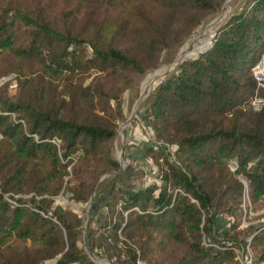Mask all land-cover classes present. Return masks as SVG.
Segmentation results:
<instances>
[{
    "label": "trees",
    "instance_id": "16d2710c",
    "mask_svg": "<svg viewBox=\"0 0 264 264\" xmlns=\"http://www.w3.org/2000/svg\"><path fill=\"white\" fill-rule=\"evenodd\" d=\"M222 2L0 0V264H95L84 245L97 233L119 264H239L232 248L247 238L264 263V222L240 228L238 179L264 205V73L259 84L252 73L264 0H243L147 99L140 147L156 180L130 189L113 175L123 92ZM104 174V214L81 244V216L53 199L84 204Z\"/></svg>",
    "mask_w": 264,
    "mask_h": 264
},
{
    "label": "rangeland",
    "instance_id": "374dc122",
    "mask_svg": "<svg viewBox=\"0 0 264 264\" xmlns=\"http://www.w3.org/2000/svg\"><path fill=\"white\" fill-rule=\"evenodd\" d=\"M224 1L225 0H223L217 12L206 16L203 22L180 45L178 46L176 45V46H173V47H170L164 50L162 52L160 64L158 66L148 70L146 74L137 83L127 88L123 92L121 101H120V107L123 113V120L117 124L115 134L112 139L113 155L115 159L118 160L119 165H120V169L117 171V173L113 175H116L115 181L119 187L135 189V188L143 187L146 184L152 182L153 180H156L155 178L156 166L153 164V161L151 158L142 155L141 149H140L141 152L136 151L134 149H126V150L124 149L122 151L124 145L132 144V143H127V139H126L127 131L129 130V127L131 126L132 129H134V131L138 134L137 139L133 141L138 143L139 145H141V143H143V145L148 144L151 131L148 128H146L144 123L139 119L140 116L143 114L144 108L146 107V104H147L146 102L148 101L147 99L151 96L157 84L160 81L164 80L166 77H168L173 72V70L176 68L177 64L179 63L180 53H181V50H180V53L178 54V57H179L178 58L177 57L178 50L183 44L187 42L189 37L193 36V34L197 32H200L201 30H202L201 33L202 32L205 33L204 35L194 37L187 43L186 45L187 47L185 51L186 58L192 57L196 55L198 52H200L201 50H203L209 40L208 39L209 36L214 30L213 27H216L217 24H219V22L222 20V18H224L231 11L239 9L243 2V0H227L226 4L224 5L223 11H221L220 9L222 5L224 4ZM59 2H62V1H59ZM220 14L221 15L224 14V16L221 17V19H219L217 22H215L212 25H210L211 23L208 24L212 18H214L216 15L218 17ZM162 67L167 68L168 71L166 70L165 72H156L153 75H149L157 68H162ZM147 75L149 79L151 80L147 83V85L143 86L142 85L144 83L143 81H145ZM155 75L156 77H154ZM11 78L12 77H10L9 75V76L3 77L1 80L10 82ZM8 89L11 93L13 92L12 82L10 83ZM141 91L144 93V97H141V99L137 102ZM261 102L263 103L262 100ZM134 122L137 123L136 128H135L136 125ZM137 140H141V141L137 142ZM123 154H126V158H123L124 157ZM69 169H70V165H68L65 169L68 174L64 177V180L68 179L69 177V171H70ZM113 175H110V176H113ZM108 177H109V174H104V178H102L99 182L97 181L95 188L93 190L94 191L93 201L91 205L89 206L87 213L85 212L86 202L89 199L84 204H79V203H75L72 201H68L62 194L57 195L53 199L54 205H60L78 214L79 216H81L82 218V222L80 226L81 244L83 243L85 244V241L87 243V238L89 235L87 232V229L89 227H95V220L98 221V219H100L102 215L104 214V209H103V206H101V204L104 198L106 197L105 188H106V181L108 180ZM238 179L244 184L243 193H242V201H241L240 210H239L242 216L240 228L242 229L248 224L264 222V205L260 204L259 206H255V208L253 209L252 205L247 199L245 182L242 177L241 178L238 177ZM23 197H27V195L25 196L23 195ZM89 215L91 217H89ZM88 220H91V221L87 227L86 225H87ZM248 242H249V238L245 240V243L243 244L239 243L238 245L232 248L234 260L237 261L238 255L242 257L243 253L246 252L248 253V257L250 258V261H253V255H254L253 250L248 245ZM105 248H107L108 250H106ZM241 248L244 249L243 252H241L240 250ZM235 250H237L236 254H235ZM84 251L87 254L88 258L95 264H119V257L117 253L114 251V249H112L109 241L107 240L105 235H103L102 233L95 234V244L93 246V250L89 251V249L87 248V245H84ZM138 262L139 264H148L146 261L141 260V259H136L134 261V264H138ZM53 263H54V260H47L44 264H53ZM261 264H264V263H261Z\"/></svg>",
    "mask_w": 264,
    "mask_h": 264
},
{
    "label": "built area",
    "instance_id": "2783aa9c",
    "mask_svg": "<svg viewBox=\"0 0 264 264\" xmlns=\"http://www.w3.org/2000/svg\"><path fill=\"white\" fill-rule=\"evenodd\" d=\"M209 44H210V40H209ZM261 63H263V64H262L261 67H259V65H260ZM178 64H179V63H178ZM178 64H177V66H178ZM177 66H176V67H177ZM252 73H253L254 79H255L256 82L259 84V83L261 82V80H262V76H263V73H264V56H263V58H261V59L256 63V65L252 68ZM262 104H263V103L261 102L260 99H256V100L254 99V100L252 101V109L255 110V111H258V110L261 109ZM240 250H241V252L244 251L243 248H241ZM236 252H237V250H235V254H236ZM240 254H241V253H240ZM241 255H242V254H241ZM237 259H238L237 261H238L240 264H252V261H250V258L248 257V253H246V252L243 253L242 257H240V255H238V258H237ZM138 264H139V262H138Z\"/></svg>",
    "mask_w": 264,
    "mask_h": 264
},
{
    "label": "bare ground",
    "instance_id": "6f19581e",
    "mask_svg": "<svg viewBox=\"0 0 264 264\" xmlns=\"http://www.w3.org/2000/svg\"><path fill=\"white\" fill-rule=\"evenodd\" d=\"M226 1L227 0H225V2H224V4L222 5V8H221V11H223V8H224V5L226 4ZM224 16V14H220L219 16H218V18L219 19H221V17H223ZM208 27V26H207ZM202 31V30H201ZM201 31L200 32H197V33H195V34H193V36H190L189 37V39L187 40V42L185 43V44H183L181 47H180V49L178 50V53H177V57H178V54L180 53V50H181V53H180V60H179V62L180 61H182V59H183V57H185V51H186V45H187V43L191 40V39H193L194 37H196V36H200V35H204L205 33L204 32H202L201 33ZM206 49V48H205ZM176 57V58H177ZM179 58V57H178ZM173 63V62H172ZM262 64L263 63H261L260 65H259V67H261L262 66ZM170 65V64H169ZM167 70V68H157L155 71H153L152 73H150L149 75H153L154 73H156V72H165ZM168 71V70H167ZM162 74V73H161ZM157 75H159V74H157ZM154 77H156V75L154 76ZM151 79H149V77H148V75L146 76V79H145V81H143L144 83L142 84L143 86H145V85H147V83L150 81ZM144 88V87H143ZM143 90V89H142ZM140 95H141V97H144V93L141 91V93H140Z\"/></svg>",
    "mask_w": 264,
    "mask_h": 264
},
{
    "label": "crops",
    "instance_id": "0c3cea01",
    "mask_svg": "<svg viewBox=\"0 0 264 264\" xmlns=\"http://www.w3.org/2000/svg\"><path fill=\"white\" fill-rule=\"evenodd\" d=\"M135 123V128L137 127V123L136 122H134ZM138 134L134 131V129H132V127L130 126L129 127V130L127 131V134H126V139H127V143H132V144H134V146H136V148H134V147H130L129 149H134V150H136V151H140L141 152V147H140V145L138 144V143H136V142H134L133 140H135V139H137V136ZM139 141H141V140H137V142H139ZM141 145H143V143H141ZM138 149V150H137ZM135 151V152H136Z\"/></svg>",
    "mask_w": 264,
    "mask_h": 264
},
{
    "label": "water",
    "instance_id": "95a60500",
    "mask_svg": "<svg viewBox=\"0 0 264 264\" xmlns=\"http://www.w3.org/2000/svg\"><path fill=\"white\" fill-rule=\"evenodd\" d=\"M219 20V18L217 17V15L214 17V18H212L211 20H210V22L208 23V24H210V25H212V24H214L215 22H217ZM186 57H183V59L182 60H184ZM155 71V70H154ZM141 99V95H139V98H138V100H137V102L139 101ZM135 107H137V106H135ZM126 122H127V120H126ZM102 178H104V175L102 176V177H100L99 178V180H98V182L102 179ZM93 196H94V191L92 192V194H91V197L89 198V200L86 202V213L88 212V209H89V206L91 205V203H92V201H93Z\"/></svg>",
    "mask_w": 264,
    "mask_h": 264
}]
</instances>
